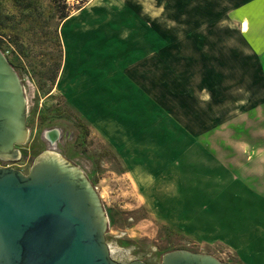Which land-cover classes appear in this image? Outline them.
<instances>
[{
  "label": "rangeland",
  "instance_id": "374dc122",
  "mask_svg": "<svg viewBox=\"0 0 264 264\" xmlns=\"http://www.w3.org/2000/svg\"><path fill=\"white\" fill-rule=\"evenodd\" d=\"M4 16L0 48L35 124L61 130L55 150L96 187L114 259L262 264L244 251L263 253L264 0H44Z\"/></svg>",
  "mask_w": 264,
  "mask_h": 264
},
{
  "label": "water",
  "instance_id": "95a60500",
  "mask_svg": "<svg viewBox=\"0 0 264 264\" xmlns=\"http://www.w3.org/2000/svg\"><path fill=\"white\" fill-rule=\"evenodd\" d=\"M28 105L21 77L0 48V158L19 155L28 139ZM108 216L83 169L46 151L28 173L0 167V264H124L111 255ZM128 264H148L134 260ZM162 264H232L180 249Z\"/></svg>",
  "mask_w": 264,
  "mask_h": 264
},
{
  "label": "flooded vegetation",
  "instance_id": "af4514ba",
  "mask_svg": "<svg viewBox=\"0 0 264 264\" xmlns=\"http://www.w3.org/2000/svg\"><path fill=\"white\" fill-rule=\"evenodd\" d=\"M37 118H40V116H37ZM34 120H35L34 116L31 113V110L28 108V121H27L28 128H29L28 139L24 144L17 145V148L19 150V155L16 158H13V159L0 158V167L18 168L19 165L23 166L24 163L27 164L30 161H32L33 157L30 158V156H32V153H33L32 151L36 152V149H39L40 147H43L41 149L40 154L46 151H49V150L58 152L55 149L57 148L56 145L59 144V142L61 141V138L63 137L61 130L56 127H47L46 126L47 124L41 123V121H38V120H36V124H35ZM44 120L45 119L43 117V121ZM40 124L41 126L39 128ZM46 142L50 143V146H51L50 149L47 148ZM60 154L63 155L62 153ZM27 156H28V160L26 161L24 159L27 158ZM37 156L35 157V159L37 158ZM66 158H68L69 160L71 159L67 156Z\"/></svg>",
  "mask_w": 264,
  "mask_h": 264
},
{
  "label": "trees",
  "instance_id": "16d2710c",
  "mask_svg": "<svg viewBox=\"0 0 264 264\" xmlns=\"http://www.w3.org/2000/svg\"><path fill=\"white\" fill-rule=\"evenodd\" d=\"M53 3L58 4L59 2H62V0H51ZM81 3H85L88 0H79ZM44 0H0V29H2V26L4 24V14L7 11V4L11 3L12 7L21 9V10H30V11H36L38 7L43 5ZM62 10H60V15L63 19L68 18L71 14L67 12V7L64 5L62 6ZM0 38H4V36L0 33ZM58 43L62 47L61 41L59 38H57ZM13 63V62H11ZM14 65V64H13ZM60 68V64L56 65L55 67H52L51 69H55L56 72ZM50 69V68H49ZM55 72V73H56Z\"/></svg>",
  "mask_w": 264,
  "mask_h": 264
},
{
  "label": "crops",
  "instance_id": "0c3cea01",
  "mask_svg": "<svg viewBox=\"0 0 264 264\" xmlns=\"http://www.w3.org/2000/svg\"><path fill=\"white\" fill-rule=\"evenodd\" d=\"M262 227H264V226H262ZM252 241H255L260 246L259 249H261L263 253L260 256L259 255H255L254 256V254L251 255V252L253 251V249L252 248H248L246 251H244V257L248 255L250 257L249 261L251 263H254V261H257L259 263L264 264V232H263L262 236L258 235Z\"/></svg>",
  "mask_w": 264,
  "mask_h": 264
},
{
  "label": "bare ground",
  "instance_id": "6f19581e",
  "mask_svg": "<svg viewBox=\"0 0 264 264\" xmlns=\"http://www.w3.org/2000/svg\"><path fill=\"white\" fill-rule=\"evenodd\" d=\"M111 252H112V249H111Z\"/></svg>",
  "mask_w": 264,
  "mask_h": 264
}]
</instances>
